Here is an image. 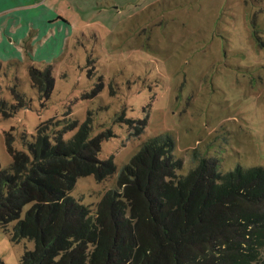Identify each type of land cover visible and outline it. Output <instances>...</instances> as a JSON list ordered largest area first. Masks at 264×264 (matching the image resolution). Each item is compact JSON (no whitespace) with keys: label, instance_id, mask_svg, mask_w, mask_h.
Listing matches in <instances>:
<instances>
[{"label":"rangeland","instance_id":"1","mask_svg":"<svg viewBox=\"0 0 264 264\" xmlns=\"http://www.w3.org/2000/svg\"><path fill=\"white\" fill-rule=\"evenodd\" d=\"M57 5L68 25L57 33L55 50L26 37L20 49L29 48L28 60L0 67L2 168L11 164L6 134L24 151L36 127L50 119L61 121L58 129L76 122L65 140L86 122L90 137L102 136L98 159L111 161L115 173L101 182L81 177L70 193L92 209L140 147L159 136L174 143L173 156L182 163L178 175L195 166L193 152L216 159L223 173L264 168V0ZM30 67L49 70V93L31 85ZM138 121L145 125L136 132L130 122ZM12 227H0V264H18L33 248L27 240L13 241Z\"/></svg>","mask_w":264,"mask_h":264},{"label":"trees","instance_id":"2","mask_svg":"<svg viewBox=\"0 0 264 264\" xmlns=\"http://www.w3.org/2000/svg\"><path fill=\"white\" fill-rule=\"evenodd\" d=\"M28 76L39 92L52 89L48 69L30 67ZM59 124L41 122L24 151L6 134L11 164L0 165V227L13 224L12 240L33 244L18 264H264V168L223 173L216 159L193 152L195 166L178 175L174 143L159 136L92 209L70 196L77 179L104 181L115 166L98 159L102 136L90 137L89 122L68 140L63 133L76 122ZM144 125L130 122L136 132Z\"/></svg>","mask_w":264,"mask_h":264},{"label":"crops","instance_id":"3","mask_svg":"<svg viewBox=\"0 0 264 264\" xmlns=\"http://www.w3.org/2000/svg\"><path fill=\"white\" fill-rule=\"evenodd\" d=\"M60 1L52 2L53 6H51L45 4L44 0H0L1 67L3 61L15 62L20 60L24 62V60H28L29 48L25 51L22 48L20 49V42L26 37H31L32 39L37 37L40 44L44 40L45 43L43 45L48 50L55 48L57 33L68 22V19L56 13L55 7ZM55 24L57 29L53 28ZM6 38H8L9 42ZM41 45L38 46L37 50L42 48ZM10 57L13 58L11 59Z\"/></svg>","mask_w":264,"mask_h":264}]
</instances>
